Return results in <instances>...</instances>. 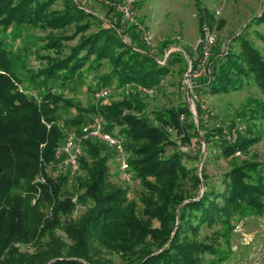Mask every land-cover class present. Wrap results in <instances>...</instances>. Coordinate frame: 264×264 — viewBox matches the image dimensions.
I'll return each mask as SVG.
<instances>
[{
  "label": "trees",
  "instance_id": "obj_1",
  "mask_svg": "<svg viewBox=\"0 0 264 264\" xmlns=\"http://www.w3.org/2000/svg\"><path fill=\"white\" fill-rule=\"evenodd\" d=\"M57 1L0 0V264H116L114 256L118 264H205L202 254L215 255L217 248L213 242L199 239L201 228L218 225L229 231L236 223L234 214H263L264 159L235 162L223 173L224 186L216 190L204 182L208 152L205 157L199 152L203 191L201 195H184L180 186L191 172L185 163L186 154L179 149L166 152V145L171 143L169 130H175L185 141H190L191 131L197 135L186 101L153 110L151 118L106 104L99 106L98 112L110 124L123 126L120 133L130 151L127 166L141 184L138 202L129 198L127 187L109 179V155L104 151L108 146L94 138L84 141L77 187L63 192L64 175L54 179L46 172V166L55 159V148L64 139L53 106L61 103L79 112L95 110L66 96L78 75L107 59L111 69L102 77L104 82L115 78L119 85L136 83L153 88L169 73L168 64L184 56L174 52L171 57L169 53L161 63L125 40L122 26L132 29L131 40L137 32L132 23L122 20L113 3H107L100 17L82 0H64L59 8ZM198 9L202 39V24L210 14L203 7ZM95 20L101 27L84 34ZM251 22L264 23V6L246 26ZM70 25L74 26L71 34L46 36L48 40L41 46L58 55L39 54L33 37L26 38L19 50L10 42L22 38L24 29L58 30ZM256 32L264 42V35ZM75 37L66 52L64 40ZM232 39L234 43L224 52L215 51L209 73L193 85L195 92L239 91L247 83L245 78L264 91V55L244 32ZM212 45L216 46L215 40ZM198 49L203 55L202 41ZM32 56L45 61L31 67L27 60ZM23 81L36 91L35 96L20 88ZM196 110L206 143L210 133L200 120L202 110L197 105ZM236 118H264V100L247 96ZM112 128L109 125L105 130ZM246 131H238L233 140L220 141L225 159L259 141L251 129ZM192 181L197 187L198 176L194 174ZM73 197L90 202L75 220L70 218L76 206ZM42 207L49 208L47 215ZM56 229L63 231L67 241L55 234ZM27 245L33 249L21 251Z\"/></svg>",
  "mask_w": 264,
  "mask_h": 264
},
{
  "label": "rangeland",
  "instance_id": "obj_2",
  "mask_svg": "<svg viewBox=\"0 0 264 264\" xmlns=\"http://www.w3.org/2000/svg\"><path fill=\"white\" fill-rule=\"evenodd\" d=\"M63 1L58 0L55 6L57 8L62 7ZM82 2L84 5H89L100 17L104 16L108 8L106 7L107 3H113L112 0H82ZM263 6L264 0H134L133 10L136 23L132 22V24L137 35L131 40L130 33L132 29L128 31V26H122L120 32L125 40L132 42L134 45H139L161 63L165 62L169 53L172 57L174 52H179L184 58L173 59V62L168 64L169 73L159 84L153 86L154 92L151 94L139 92L137 89L139 84L136 83L119 85L115 78L109 82H104L102 77L111 69V64L107 59L102 60L98 67L87 69L81 75H78L75 84L70 85L73 89L70 90L69 88L65 93L67 98H71L74 102L90 109L95 108V110L94 112H79L74 107H62L61 103L53 106L56 107L55 117L61 129L62 139H65L69 134H78L80 129L97 115L103 117L105 128L110 125L113 127L112 129H117L120 133L123 126L115 123L110 124L106 117L98 112L101 105L117 104L126 113L131 112L137 116L151 118L153 110L166 109L183 104L186 101L185 103L195 121L197 135L194 131H191L190 141H185L181 139V136L175 130H169L168 136L171 143L166 145V152L177 149L184 152L186 154V166L191 170L184 179L183 185L180 186V190L184 195H201L203 179L200 172L203 164L199 161V152H203L204 157L208 152L207 177L204 182L209 188H215L216 190L222 188L224 186L223 173L232 164L235 162L240 163L244 158L264 159V118L257 120L236 118V113L241 110L247 96L264 100V91L252 79L247 78L244 79L247 83L244 84L241 90L227 94L195 92L193 85L209 73L212 66L211 58L215 51L224 52L227 45L234 43L233 35L244 32L246 37L264 55V42L257 36L256 32L258 31L264 35V23L258 25L251 22L250 25L246 26L253 16L259 15ZM199 7H203L206 13L210 14L209 20L203 23L202 26L206 25L209 32L214 35L216 42V46H211L206 57L201 55L198 49L201 32L198 21ZM118 17L116 16V19ZM99 27H101L100 21L95 20L92 27L84 34L96 31ZM73 30V25L58 30L24 29L22 38L10 42L14 50H19L26 38L33 37L35 45L40 48L39 54L58 55L50 49L41 47L48 40L46 36L50 38L52 34L69 35ZM38 37L43 39H38ZM76 39L77 37L64 40V50L66 52L68 46L74 44ZM164 44H168V47H164ZM187 52L191 58H189ZM44 61V59L32 56L28 58L27 63L29 66L36 68ZM20 88L34 96L36 94L35 90L27 86V81H23ZM105 89H109V91L107 94L102 95L100 92ZM37 102H39L38 99ZM196 105L202 110L200 120L210 133L209 140L206 143L202 139ZM247 128L252 130V134L259 137V141L245 152L236 151L235 157L225 159L220 153V141L222 139L226 141L233 140L231 135L235 134V138L238 131L246 133ZM104 151L109 155V179L123 187H127L129 198L137 201L141 184L140 180L133 175L127 166V159L130 155L129 148L124 145L122 154L108 147H105ZM83 156H86L85 152ZM46 172L54 179L64 175V180L61 183L63 192H71L77 187L76 178L80 174L70 173L57 158L46 166ZM194 174L198 176V182L200 180L197 187L192 183ZM73 198L76 206L70 218L75 220L86 210V206L90 202H79L76 197ZM31 203H34V199ZM137 205L138 210H140L139 204ZM42 210L47 215L49 208L42 207ZM233 217L236 223L232 230L224 231L218 225L201 228L199 239L207 242L211 241L217 248L215 255L202 254L203 263L264 264V211L263 214H246L242 216L234 214ZM64 220L68 221L66 218ZM215 230H218V232ZM55 234L67 241V237L61 229H56ZM32 249V245L21 247V251H31ZM114 257L117 261L116 264H118L117 257Z\"/></svg>",
  "mask_w": 264,
  "mask_h": 264
},
{
  "label": "built area",
  "instance_id": "obj_3",
  "mask_svg": "<svg viewBox=\"0 0 264 264\" xmlns=\"http://www.w3.org/2000/svg\"><path fill=\"white\" fill-rule=\"evenodd\" d=\"M107 1V0H104ZM115 7L121 13L123 21L128 23H136L134 20L133 4L134 0H112ZM214 35L211 34L203 25V38L200 41L203 42V55L204 57L210 51V48L214 42ZM137 89L141 93L151 94L154 92L153 88L138 85ZM109 89L101 90V94H107ZM234 139L235 134L231 135ZM94 138L100 142L106 144L115 152L122 154L124 151V139L121 133L117 129L111 131L105 130L104 119L101 116H95L92 120L85 124L78 134H69L60 145L55 148L54 156L59 159L60 163L69 170L70 173H77L79 170V158L82 154V147L84 141ZM252 264V263H251Z\"/></svg>",
  "mask_w": 264,
  "mask_h": 264
},
{
  "label": "water",
  "instance_id": "obj_4",
  "mask_svg": "<svg viewBox=\"0 0 264 264\" xmlns=\"http://www.w3.org/2000/svg\"><path fill=\"white\" fill-rule=\"evenodd\" d=\"M188 95H189V93H188ZM199 182H200V180H199Z\"/></svg>",
  "mask_w": 264,
  "mask_h": 264
}]
</instances>
